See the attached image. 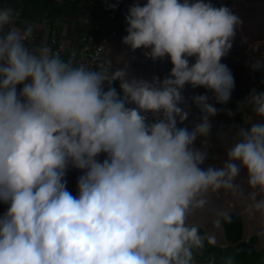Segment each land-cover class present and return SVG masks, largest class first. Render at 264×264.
<instances>
[{"label": "clouds", "instance_id": "1", "mask_svg": "<svg viewBox=\"0 0 264 264\" xmlns=\"http://www.w3.org/2000/svg\"><path fill=\"white\" fill-rule=\"evenodd\" d=\"M17 16L0 7V201L10 205L0 217V264H193V250L216 240L191 218L221 192L243 199V213L264 228V122L240 128L223 166L207 168L208 153L194 144L206 141L218 112L209 97L192 98L200 123L178 126L189 116L186 85L208 89L219 104L231 99L234 76L221 60L239 16L204 0L131 5L123 44L173 65L150 82L130 79L127 63L92 69L47 45L30 48L35 29L16 26ZM240 108L264 121V92ZM69 165L83 172L78 196L66 187ZM231 208L215 215L230 220Z\"/></svg>", "mask_w": 264, "mask_h": 264}, {"label": "crops", "instance_id": "2", "mask_svg": "<svg viewBox=\"0 0 264 264\" xmlns=\"http://www.w3.org/2000/svg\"><path fill=\"white\" fill-rule=\"evenodd\" d=\"M65 0H0V7H11L18 13L15 19L16 26L21 28L31 25L35 31L34 34H42L47 24H51L49 18L56 13L58 9L54 6H61ZM75 1V0H70ZM80 1L81 5L84 0ZM213 0H204L209 3ZM140 4L141 6L147 3V0H85L83 7H79V14L73 16L71 13L66 14L63 30L57 25L52 27V31L57 30L62 42L68 48H76L79 46L80 38L83 35H88L93 45H105L104 60L110 61L113 67H123L125 63L128 65L129 78L144 79L151 81L153 77H158L163 80L169 76L173 65L170 57H165L153 61L145 56L144 49L132 51L127 45L123 44L124 37L118 31V26L112 21L107 13L101 9L100 4L116 6L121 4ZM70 9H78L77 4H72ZM264 18V15H263ZM238 27L235 36L232 40V48L228 54L222 58L221 63L228 66L231 70L235 87L231 94V99L227 104H219L216 102L215 95L208 89L203 87L193 88L191 85H186L182 95L185 98V104L181 105L189 112L188 119L179 124V127H187L191 130L196 124L201 122L202 113L193 102V97L198 95H207L209 103L214 105L218 112L215 117H210L211 131L206 141L202 144L201 137L195 141L194 147L208 153V158L202 167L208 166L222 167L227 161V152L232 147L237 138L240 128H250L252 123L264 122L256 117L251 109L246 112L241 110L240 105L245 101L247 89L250 88L252 82L249 78L253 59L264 53V24L256 23L253 25L254 34L246 35V27ZM240 29H242L240 31ZM116 31V32H115ZM36 41H41L40 37H35ZM50 47V46H49ZM261 51V52H259ZM255 52H259L255 55ZM196 58H189L190 65L195 63ZM259 81L264 82V68L255 72ZM20 88L18 87V92ZM135 107V105H128ZM229 112L232 115H229ZM106 158V154H101L97 159L100 162ZM83 175V172L69 165L66 175V187L73 196H78V178ZM237 183L247 193V170L242 169L241 174L237 179ZM245 201L243 199L236 200L230 194L223 192L209 197V212L196 213L191 218L192 222L197 223L205 233H209L215 237L214 245L225 249L231 245L228 241L225 230L222 226V218L215 215L216 209H223L232 205L231 214L236 213L243 220V240L249 241L251 238H257L256 250L261 251L264 248V228L257 219L250 218L243 213ZM9 204L0 201V217L8 210ZM219 219V224L213 223ZM205 264V263H193Z\"/></svg>", "mask_w": 264, "mask_h": 264}, {"label": "built area", "instance_id": "3", "mask_svg": "<svg viewBox=\"0 0 264 264\" xmlns=\"http://www.w3.org/2000/svg\"><path fill=\"white\" fill-rule=\"evenodd\" d=\"M103 11H105L108 17L116 23L118 26V31L123 36L127 35L126 28L128 27L125 16L128 12L129 7L131 4H121L115 7V9L110 8L108 5L100 4L99 5ZM116 32V31H115ZM50 47L52 48L53 52H58L63 59H72L73 63L76 65H84L88 68L98 69L101 63L104 60V53H105V45H93L90 41V37L88 35H83L80 38L79 46L76 48H68L64 45L61 40V37L57 30H54L50 36ZM147 59L151 60L146 56ZM256 59H264V53L257 55L252 62V65ZM105 61V60H104ZM251 65V71L249 73V78L252 82L249 89H247L245 100L246 98L253 92H264V83L259 81L256 77V69L254 70ZM117 92H120L121 95L123 93L120 90L119 82H116L113 85ZM105 90H107V85H105ZM150 121L156 119L151 114L149 116Z\"/></svg>", "mask_w": 264, "mask_h": 264}, {"label": "trees", "instance_id": "4", "mask_svg": "<svg viewBox=\"0 0 264 264\" xmlns=\"http://www.w3.org/2000/svg\"><path fill=\"white\" fill-rule=\"evenodd\" d=\"M222 226L231 245L222 249L205 241L203 249L193 250V263L226 264V261L231 260L232 264H264V248L256 250L257 238L243 240V220L240 215L232 213L230 220L222 218ZM200 230L201 235H204L205 231Z\"/></svg>", "mask_w": 264, "mask_h": 264}, {"label": "rangeland", "instance_id": "5", "mask_svg": "<svg viewBox=\"0 0 264 264\" xmlns=\"http://www.w3.org/2000/svg\"><path fill=\"white\" fill-rule=\"evenodd\" d=\"M210 3L214 7H227L239 16L242 20L239 27H246V35L254 34L253 25L256 23L264 24V0H213Z\"/></svg>", "mask_w": 264, "mask_h": 264}, {"label": "water", "instance_id": "6", "mask_svg": "<svg viewBox=\"0 0 264 264\" xmlns=\"http://www.w3.org/2000/svg\"><path fill=\"white\" fill-rule=\"evenodd\" d=\"M80 1H70V0H65L63 2V4L59 7H56L57 12L52 14V18H49V21H52L51 24H47L45 31L40 35V34H34L33 39L30 41L29 43V47L30 48H38L42 45H47L50 46V36H51V31H52V27L54 25H57L60 28V31H62L63 29V23L66 21L65 20V16L68 13H71L73 16H76L77 14H79V7H83L85 4V0L82 2V4H79ZM72 4H77L78 5V9H70V6H72ZM35 37H40L41 41H36Z\"/></svg>", "mask_w": 264, "mask_h": 264}]
</instances>
